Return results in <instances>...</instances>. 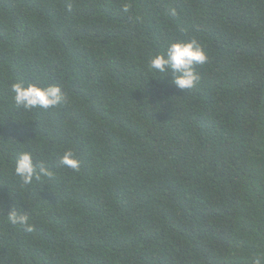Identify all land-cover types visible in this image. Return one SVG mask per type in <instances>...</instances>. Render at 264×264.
<instances>
[{
  "label": "trees",
  "instance_id": "16d2710c",
  "mask_svg": "<svg viewBox=\"0 0 264 264\" xmlns=\"http://www.w3.org/2000/svg\"><path fill=\"white\" fill-rule=\"evenodd\" d=\"M192 39L194 88L149 71ZM0 264H264V0H0Z\"/></svg>",
  "mask_w": 264,
  "mask_h": 264
},
{
  "label": "clouds",
  "instance_id": "9594fccd",
  "mask_svg": "<svg viewBox=\"0 0 264 264\" xmlns=\"http://www.w3.org/2000/svg\"><path fill=\"white\" fill-rule=\"evenodd\" d=\"M125 11L128 6L125 5ZM174 14V12H173ZM208 61L206 50L196 39L187 42H175L168 45L165 51L152 57L148 69L153 73L171 75V83L179 90H189L199 83L200 77L195 71L197 65H204ZM14 101L17 107L26 110L35 108L49 109L63 105L67 101L66 95L59 86L49 85L38 87L29 84L27 87L20 83L11 86ZM60 164L78 171L80 161L74 158V153L68 150L60 158ZM14 175L19 178L22 185L28 186L33 181H40L42 178L51 177L52 173L46 169L42 162H35L31 152H21L15 160ZM7 221L12 225H20L25 231H32L29 216L18 214L15 210L9 211Z\"/></svg>",
  "mask_w": 264,
  "mask_h": 264
}]
</instances>
